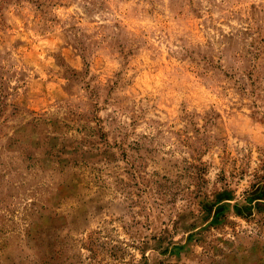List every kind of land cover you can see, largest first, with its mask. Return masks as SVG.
Listing matches in <instances>:
<instances>
[{
    "label": "rangeland",
    "instance_id": "1",
    "mask_svg": "<svg viewBox=\"0 0 264 264\" xmlns=\"http://www.w3.org/2000/svg\"><path fill=\"white\" fill-rule=\"evenodd\" d=\"M0 264H264V0H0Z\"/></svg>",
    "mask_w": 264,
    "mask_h": 264
}]
</instances>
